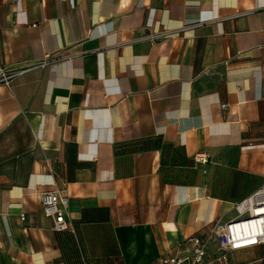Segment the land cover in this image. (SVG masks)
I'll use <instances>...</instances> for the list:
<instances>
[{"label":"crops","instance_id":"1","mask_svg":"<svg viewBox=\"0 0 264 264\" xmlns=\"http://www.w3.org/2000/svg\"><path fill=\"white\" fill-rule=\"evenodd\" d=\"M42 58L0 84V264H152L264 184V0H0V65Z\"/></svg>","mask_w":264,"mask_h":264},{"label":"built area","instance_id":"2","mask_svg":"<svg viewBox=\"0 0 264 264\" xmlns=\"http://www.w3.org/2000/svg\"><path fill=\"white\" fill-rule=\"evenodd\" d=\"M160 36H165L164 32L147 34L150 40ZM46 65L45 58L13 70L0 65V84L11 87L17 76ZM195 158L200 164L208 162L204 153L196 154ZM40 202L43 214L52 221V230L69 229V198L66 194L58 188L47 189L40 193ZM235 208L242 216L226 222H209L202 234L182 238L175 250L164 252L152 264H231L233 252L264 243V184Z\"/></svg>","mask_w":264,"mask_h":264},{"label":"rangeland","instance_id":"3","mask_svg":"<svg viewBox=\"0 0 264 264\" xmlns=\"http://www.w3.org/2000/svg\"><path fill=\"white\" fill-rule=\"evenodd\" d=\"M7 153V151H5V154Z\"/></svg>","mask_w":264,"mask_h":264}]
</instances>
